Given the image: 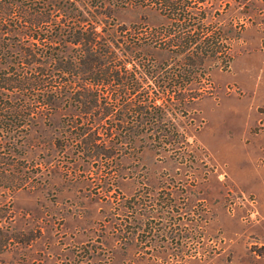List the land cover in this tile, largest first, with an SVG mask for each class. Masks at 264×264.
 <instances>
[{
	"label": "rangeland",
	"instance_id": "rangeland-1",
	"mask_svg": "<svg viewBox=\"0 0 264 264\" xmlns=\"http://www.w3.org/2000/svg\"><path fill=\"white\" fill-rule=\"evenodd\" d=\"M201 1L231 60L205 59L185 111L165 104L173 148L83 161L49 146L65 117L40 120L26 158L43 172L9 198L0 264H264V0ZM116 18L165 21L142 8Z\"/></svg>",
	"mask_w": 264,
	"mask_h": 264
},
{
	"label": "trees",
	"instance_id": "trees-1",
	"mask_svg": "<svg viewBox=\"0 0 264 264\" xmlns=\"http://www.w3.org/2000/svg\"><path fill=\"white\" fill-rule=\"evenodd\" d=\"M201 2L0 0V253L9 198L33 184V169L43 170L26 158L29 131L40 120L65 117L49 146L83 161L107 164L146 143L173 148L165 104L185 111L203 87L205 59L222 56L225 66L231 60L229 39ZM128 8L165 21L119 23L116 13ZM193 82L200 85L194 93ZM143 131L152 134L137 145Z\"/></svg>",
	"mask_w": 264,
	"mask_h": 264
}]
</instances>
